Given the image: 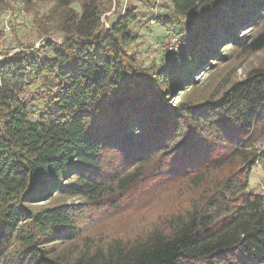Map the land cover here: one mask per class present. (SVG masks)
Wrapping results in <instances>:
<instances>
[{"label": "trees", "instance_id": "16d2710c", "mask_svg": "<svg viewBox=\"0 0 264 264\" xmlns=\"http://www.w3.org/2000/svg\"><path fill=\"white\" fill-rule=\"evenodd\" d=\"M51 1L40 25L61 40L0 60V264L264 263V61L226 70L264 49V0H168L157 20L184 35L147 68L136 14L102 29L110 0Z\"/></svg>", "mask_w": 264, "mask_h": 264}, {"label": "rangeland", "instance_id": "374dc122", "mask_svg": "<svg viewBox=\"0 0 264 264\" xmlns=\"http://www.w3.org/2000/svg\"><path fill=\"white\" fill-rule=\"evenodd\" d=\"M111 9L101 15L102 29L109 28L110 24L115 22L124 14L134 13L137 15V21L130 27L134 34V40L129 43V53L134 54L136 64L140 68H147L159 65L164 54L166 55L171 49L180 44V38L184 35L183 29L178 27H164L158 20L157 16H167L171 11V5L168 0H110ZM53 5L51 0H3L0 4V57L3 54L11 53L21 49V47L38 48L47 39L60 41L61 35L42 31L40 25L43 17L47 14ZM76 6V5H75ZM181 22L189 23L186 27L190 28L193 22L187 18L180 17ZM40 25V27H39ZM185 27V24L183 25ZM185 27V28H186ZM187 28V30H188ZM232 31H234L232 29ZM186 32V31H185ZM47 33V34H46ZM224 46L219 47V51ZM225 61H227L225 59ZM217 65L213 64L210 70L212 73H223L226 62ZM264 61V49L245 57L233 60L226 70H231L232 78L241 79L245 73L253 66H257ZM224 64V65H222ZM217 69V70H216ZM205 72L201 77V72H196V77L204 82L212 74ZM33 92V88L28 90ZM174 96V98L177 97ZM173 103L176 100L172 101ZM259 158L252 167L249 175L250 186L264 195V142L258 144ZM258 179V183H256ZM261 184V185H258ZM263 188V190H262ZM165 195L161 199H165ZM160 199V200H161ZM77 197L69 198V202L77 201ZM161 207V201L156 202L152 209L145 213H139L132 216L126 224H113L109 230H117L126 227V231H136L141 228L145 222L151 221ZM141 226V227H139ZM138 227V228H136ZM136 228V229H134ZM130 232V233H131ZM113 233H103L93 236V241L98 243L105 237ZM126 234V233H125ZM132 235V234H131Z\"/></svg>", "mask_w": 264, "mask_h": 264}, {"label": "crops", "instance_id": "0c3cea01", "mask_svg": "<svg viewBox=\"0 0 264 264\" xmlns=\"http://www.w3.org/2000/svg\"><path fill=\"white\" fill-rule=\"evenodd\" d=\"M258 181H259V180H258V179H256V183H258ZM258 185H261V184H258ZM262 190H263V188H262ZM262 264H264V263H262Z\"/></svg>", "mask_w": 264, "mask_h": 264}, {"label": "built area", "instance_id": "2783aa9c", "mask_svg": "<svg viewBox=\"0 0 264 264\" xmlns=\"http://www.w3.org/2000/svg\"><path fill=\"white\" fill-rule=\"evenodd\" d=\"M3 58H4V56H1V57H0V60H2Z\"/></svg>", "mask_w": 264, "mask_h": 264}]
</instances>
